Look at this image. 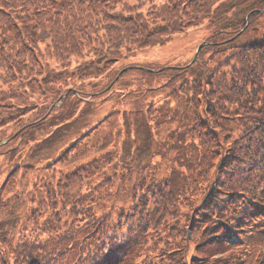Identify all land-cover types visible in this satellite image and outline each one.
Segmentation results:
<instances>
[{"label": "trees", "instance_id": "obj_1", "mask_svg": "<svg viewBox=\"0 0 264 264\" xmlns=\"http://www.w3.org/2000/svg\"><path fill=\"white\" fill-rule=\"evenodd\" d=\"M252 11H264V0H0L1 96L44 81L56 99L73 95L76 85L55 91L48 79L78 71L52 75L51 62L67 68L82 58L105 72L191 28L213 30L194 64L168 70L172 85L191 75L160 98L175 103L149 105L152 134L169 128L164 140L152 137L159 147L150 161L135 165L109 151L67 168L99 141L97 125L43 173L25 163L35 180L13 201L4 184L0 210L20 211L21 240L9 249L4 241L0 264H264V13L247 19ZM48 109L34 104L10 121ZM165 162L173 168L161 175ZM86 177L100 179L90 196Z\"/></svg>", "mask_w": 264, "mask_h": 264}, {"label": "rangeland", "instance_id": "obj_2", "mask_svg": "<svg viewBox=\"0 0 264 264\" xmlns=\"http://www.w3.org/2000/svg\"><path fill=\"white\" fill-rule=\"evenodd\" d=\"M262 22H264V17ZM212 33L213 30L205 25L191 28L185 33L173 37V40L166 44L136 51L135 54L125 57L114 66L107 68L105 72L102 70L105 68L104 65L90 62L82 64V58H73L71 65L67 68L51 62L52 75L61 72L71 74L73 71L79 73L74 78L59 79V82L57 79H48L58 83L55 91L61 88L60 84L69 82L76 85V90L80 91L82 95L90 97L89 101L80 100L70 94L67 96L68 99L63 100L64 102L62 101L63 103L60 105L59 99H56L57 96L43 91L50 88L46 81L39 85L32 84L30 91L0 95V190L5 183L8 184L10 191L7 196L10 201H13L15 197L12 193L20 190V187L25 189L26 185L30 186L33 181L29 171L30 167L25 163L30 165L34 162L42 163L43 167L50 160L57 158L66 147L77 140L80 142L81 137L87 134L88 129L91 130L95 125H98L99 129L101 127L99 141H95L94 146L90 145V148L80 151L67 168L88 166L90 162L100 159L109 151H118L117 148L125 155V160H132L135 165H142L150 161L154 147H159V142L157 143L156 139L164 140L169 128L167 126L162 129L157 135L158 137L152 134L144 110L152 103L158 107L163 106L164 103L156 102L162 96L161 94L166 95L173 88L171 86L164 88L163 86L172 78L171 72L166 71L162 76L153 75L150 77L149 74L138 69L131 70L115 82L113 89L108 90V88L123 68L142 66L155 69L161 67L179 68L192 62L196 50L209 39ZM252 33L258 34L256 29H253ZM210 55L211 53L205 59L208 60ZM218 58L220 56L216 57V59ZM212 65L215 66V63ZM185 76L191 78L187 71H185ZM182 78L185 77L177 78L174 85L179 84ZM149 80L152 85L148 83ZM160 86H162L161 89L155 90ZM150 88L153 91H148ZM4 89L7 88L0 85V91ZM165 102H168L167 105H171L175 103V100L173 96H170ZM34 104L36 106L47 104L49 108L54 104L56 109L49 113V110L47 111L50 115L47 122L24 134L22 132L24 127L31 124L36 116H25V121L22 120L25 117L13 121L10 119L22 114L26 108ZM111 116L115 118L112 122L102 123ZM153 136L156 138L155 141ZM114 153L112 152V154ZM161 159L160 155L153 161L156 163ZM164 166L169 167L168 162H165L159 169L158 172L161 175L169 172ZM16 167L19 168L17 173L14 171ZM172 168L173 165L170 162L169 169ZM10 179L17 180L18 183L11 186V183L8 182ZM133 179H136L135 175ZM83 181L85 185L82 187L83 194L90 196V191L93 192L92 187L97 185L100 179L93 178L90 181L86 177ZM88 187H91L90 190ZM19 213L20 211L16 209L15 205H9L5 213L4 210H0L1 248L4 247V241L8 239L11 245L6 249L12 248L20 242L21 238L17 236L18 230L14 225ZM10 229H12L13 236L10 234Z\"/></svg>", "mask_w": 264, "mask_h": 264}, {"label": "water", "instance_id": "obj_3", "mask_svg": "<svg viewBox=\"0 0 264 264\" xmlns=\"http://www.w3.org/2000/svg\"><path fill=\"white\" fill-rule=\"evenodd\" d=\"M201 47H202V46H200V48H201ZM200 48H199V49H200Z\"/></svg>", "mask_w": 264, "mask_h": 264}]
</instances>
